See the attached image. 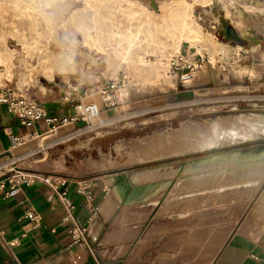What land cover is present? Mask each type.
<instances>
[{
    "label": "rangeland",
    "instance_id": "obj_1",
    "mask_svg": "<svg viewBox=\"0 0 264 264\" xmlns=\"http://www.w3.org/2000/svg\"><path fill=\"white\" fill-rule=\"evenodd\" d=\"M229 1L0 0V52L3 51L0 54L8 52L14 56L11 78L1 79L0 88H10L39 104H46L47 99H57L72 112V106L78 102L100 109L97 117L92 115L93 120L97 119L95 122L89 126L79 124L72 135L75 140L58 128L40 137L37 149L19 154L21 148L33 141L28 140L13 151L17 160L5 155L4 171L14 169L15 172L38 174L36 170H50L76 176H106L107 186L116 194L111 203L120 204L122 212L135 214V219L142 220L140 226L174 223L176 232L170 236L176 238V243L182 239L187 241L188 246L178 250L184 251L192 259L209 257L217 250L212 246L216 241L220 238L224 241L232 231L237 233L247 224L255 230L254 234L260 235L264 230V207L260 208L257 203L264 194V132L246 124L244 120L239 121L231 128L239 134L240 140L224 139L209 146L228 129L218 128L215 124L209 129L205 126V122L222 118L234 121L239 115H264V14H246L248 34L242 36L237 32V35L248 42L245 45L235 43L226 38L223 28L226 21L234 29L232 13L226 9ZM250 2L264 4L263 0ZM244 3L246 0H237L238 6ZM85 8L88 9L83 10ZM144 10L156 21L152 23L151 18L142 15ZM168 11L171 15L164 20L173 28L175 39L179 37L178 30L186 19L209 37L210 40L207 37L201 47L202 52H195L183 42L181 53L176 55L173 53V41L167 42L164 29L160 31V28L156 33L155 22L162 21V16ZM74 12L85 14L89 24L100 15L98 20L106 37L111 30L134 31L132 34L138 36L143 44L151 33L168 43L167 52L172 55L168 70L170 81L145 84L133 79L126 85L127 95L121 98L118 93L123 86L121 71H108L100 55L83 46L82 33L71 23ZM116 26H119L118 29ZM151 46L144 50L148 54L153 52L146 56L154 61V53L161 55L162 50ZM70 48L76 51L72 59H75L79 71L67 80L57 72L52 80L44 77L40 64L42 60L66 59V55H70ZM82 56L87 59L81 65ZM176 56L191 62L198 59L204 61V67L193 84H181L180 74L176 71L173 73L172 59ZM91 73H96V77ZM204 74L208 75V81L201 80ZM32 75L35 76L32 78ZM227 77L228 85L222 87L220 82ZM87 78H92L94 82H87ZM109 86H115L117 99L116 106L111 109L105 108L102 102L103 92ZM256 104L259 106H252ZM173 138L184 140L187 148L177 155L147 161L143 159L148 148L159 147L162 143L166 145ZM133 174L139 176V180L147 174L152 175L149 182L144 184L143 192L142 185L126 191L125 197L139 199L132 205H126L124 199L117 195L116 188L124 185L123 176L128 179ZM109 179L112 181L109 182ZM166 201L169 203L168 210L164 209ZM131 207L138 212L131 211ZM204 240L207 247H198V243Z\"/></svg>",
    "mask_w": 264,
    "mask_h": 264
},
{
    "label": "crops",
    "instance_id": "obj_2",
    "mask_svg": "<svg viewBox=\"0 0 264 264\" xmlns=\"http://www.w3.org/2000/svg\"><path fill=\"white\" fill-rule=\"evenodd\" d=\"M201 80L208 81V75L204 74ZM228 82L229 77L221 80L220 85L226 87ZM41 105L51 116L65 117L72 113L57 99H47L46 104ZM79 124L82 123L61 129L67 136H72ZM49 130L45 122L31 129L22 127L8 108L1 105L0 176L4 173L1 168L5 155L9 153L10 134L32 138V142L19 150V154H24L37 149L40 137L49 134ZM36 172L39 177L35 182L23 183L12 196L5 197L0 193V230L5 231L9 242L17 243L13 254L0 245V264H264V230L260 235L254 234L255 230L247 224L237 233L232 231L224 241L222 238L216 241L212 246L217 250L209 257L192 259L178 250L188 246L187 241L182 239L176 243V238L170 236L176 232L174 223L140 226L142 220L135 219V214L122 212L120 204L111 203L116 194L107 186L106 176H76L50 170ZM41 176L58 177L65 183L62 188L68 189L74 211L68 212L59 191L43 183ZM88 181L93 185L92 202L77 193V189ZM257 205L264 207V194ZM134 207L130 210L138 212ZM30 208L40 216L39 223L31 224L24 218ZM67 217L69 221L65 222ZM73 228L87 229L81 244H74L70 233ZM162 234L164 236L160 238ZM205 241H200L197 246L207 247ZM253 255L260 259L259 262L252 258Z\"/></svg>",
    "mask_w": 264,
    "mask_h": 264
},
{
    "label": "bare ground",
    "instance_id": "obj_3",
    "mask_svg": "<svg viewBox=\"0 0 264 264\" xmlns=\"http://www.w3.org/2000/svg\"><path fill=\"white\" fill-rule=\"evenodd\" d=\"M96 1V0H95ZM19 2V1H18ZM31 2V0H30ZM33 2V1H32ZM240 3V2H238ZM35 4V3H34ZM87 4V3H86ZM48 5V4H47ZM33 6V5H32ZM36 6V5H35ZM85 6V5H84ZM90 7V6H89ZM36 8H39L36 6ZM172 8V7H171ZM29 9H31L29 7ZM35 9V8H34ZM88 9V8H87ZM86 8L83 10H87ZM95 9V8H94ZM98 9V8H97ZM226 9L227 11H231L232 13V19L231 22L234 26V29L232 28V30L234 31V33L238 34L241 33L242 36H244V34H248V32H246L247 29V25L245 23V15L246 14H251V15H256L257 13H261L264 14V4L260 3V4H252L250 2V0H246V3L241 4V6H238L237 4V0H230L228 2V4L226 5ZM22 10V9H21ZM24 10V9H23ZM38 10V9H37ZM96 10V9H95ZM170 10V8H169ZM176 10V9H175ZM174 10V11H175ZM36 11V10H35ZM40 11V10H39ZM34 12V11H33ZM87 12V11H86ZM94 12V11H93ZM143 12V11H142ZM187 12V11H186ZM27 13V12H26ZM45 13V12H44ZM144 16H146V18L148 19H152L151 14L148 11L143 12ZM185 13V12H184ZM21 14V13H20ZM95 14V13H94ZM130 14V13H129ZM128 14V16H129ZM165 15L162 16V21L160 22H155V30L156 33L159 31L158 29H160V31L162 29H164L163 31L166 34L167 37V42L169 41H173L172 43V48H173V53H175L176 55L181 53V49H182V43L186 42L189 45V48L194 50L195 52H202L201 51V47L203 45V43L207 40V37L205 35V33L201 30V28L199 27H195L192 25V23L189 21V19L184 20V22L181 24L180 28H179V39H175V33L174 30L171 26H168L167 24H165V18L167 16H170L171 13L168 11V13H164ZM34 15V14H32ZM37 15V14H36ZM182 15V14H181ZM190 15V14H189ZM26 16V15H25ZM42 16V14H41ZM40 16V17H41ZM47 16V15H46ZM72 16V15H71ZM89 16V15H88ZM92 16V15H91ZM100 16V15H99ZM99 16L93 20L92 24H89L86 20L85 14H73L72 18H71V23L76 27L77 30H79L82 35H83V46L89 48L90 50H94L96 53H98L100 55V57L104 60L107 70L111 71L112 69L116 70H120L121 71V79L123 81V86L120 87V90L118 91L120 97L124 98L127 95V84H130L132 82L133 79H137L138 81H142L145 84H157V83H161V82H168L170 81V77H169V66H170V61L172 58V55L169 54V52H167V49L169 48V44L166 42H163L161 40L158 39V37L151 33L150 37L148 38V40H146V43L143 44V42L141 41V39L138 36H134L132 33L134 32H127V31H115V30H111L110 31V35L108 37L103 36V31L101 29V23H99ZM102 16V15H101ZM173 16V15H172ZM35 17V16H34ZM44 17V16H43ZM95 17V16H94ZM45 18V17H44ZM89 18V17H88ZM101 18V17H100ZM132 18V16H131ZM169 18V17H168ZM177 18V17H175ZM185 18V17H184ZM28 19V18H27ZM147 19V20H148ZM157 19V18H156ZM160 20V18H158ZM165 19V20H164ZM179 19V18H177ZM33 20V18H32ZM152 19V23H153ZM174 20V19H172ZM181 20V19H180ZM183 20V19H182ZM4 21V20H3ZM19 21V20H18ZM101 21V20H100ZM146 21V19H145ZM144 21V22H145ZM156 21V20H155ZM192 21V20H191ZM42 22V21H41ZM47 23V26L49 28V30L51 31V27L50 24L48 23L49 21H45ZM44 22V23H45ZM147 22V21H146ZM150 22V23H151ZM174 23L175 20L173 21ZM194 22V20H193ZM51 23V22H50ZM67 23V22H66ZM118 23V22H117ZM143 23V22H142ZM170 23V22H169ZM173 23V24H174ZM181 22H179L178 24H180ZM43 24V23H42ZM172 24V25H173ZM46 25V24H45ZM52 25V24H51ZM115 25V24H113ZM142 25V24H141ZM35 26V25H34ZM112 26V25H111ZM150 26V25H148ZM154 26V25H153ZM231 26V25H230ZM43 27V26H42ZM117 27V26H116ZM119 27V26H118ZM117 27V29H118ZM141 27V26H140ZM232 27V26H231ZM113 28V27H112ZM143 28V27H142ZM149 28V27H148ZM116 29V28H115ZM122 29V28H120ZM139 29V28H138ZM141 29V28H140ZM175 29V28H174ZM14 30V29H13ZM128 30V29H127ZM142 30V29H141ZM158 30V31H157ZM38 31V30H37ZM149 31V30H147ZM154 31V30H153ZM162 31V32H163ZM39 32V31H38ZM46 32V31H45ZM105 32V30H104ZM139 32V31H138ZM136 32V33H138ZM146 32V31H145ZM152 32V31H150ZM149 32V33H150ZM238 32V33H237ZM142 33V32H141ZM155 33V31H154ZM163 34V35H165ZM53 35V34H52ZM138 35V34H137ZM145 36V34H144ZM143 36V37H144ZM238 36V35H237ZM45 37V36H44ZM141 37V36H140ZM146 37V36H145ZM239 37V36H238ZM246 37V36H245ZM56 38V37H55ZM147 38V37H146ZM240 38V37H239ZM209 39V37H208ZM242 39V38H241ZM26 40V39H25ZM145 40V39H144ZM177 40V41H176ZM210 40V39H209ZM245 40V39H243ZM247 41V40H245ZM62 42V41H61ZM63 43V42H62ZM41 44V43H39ZM64 44V43H63ZM81 44V45H82ZM68 45V44H67ZM72 45V44H71ZM151 45H155L156 47H159V49L162 50V54L158 55L156 53H154L153 56H155V60L151 61L148 56H146V54H148L147 52H145L144 49H146L148 46ZM219 45V44H218ZM66 46V45H65ZM206 46V45H205ZM208 46V45H207ZM214 46V45H213ZM26 47V46H25ZM152 47V46H151ZM221 47V46H220ZM224 47V46H223ZM222 47V50H223ZM74 48V47H73ZM206 48V47H205ZM4 49V48H3ZM71 49V48H70ZM156 49V48H155ZM204 49V48H203ZM213 49V48H212ZM153 50V49H152ZM209 50V49H208ZM142 51V53H140ZM147 51V50H146ZM216 51V50H215ZM17 52V51H16ZM15 52V53H16ZM20 52V50H19ZM24 52V51H23ZM21 52V53H23ZM43 52V51H42ZM81 52V51H80ZM89 52V50H88ZM152 52V51H151ZM0 53H3L0 52ZM18 53V52H17ZM36 53V52H35ZM53 53V52H52ZM61 53V52H60ZM76 53V51L74 49L70 50V55H66V59L62 58L61 60H55L52 59L50 61L47 60H42L41 64V72L43 74L44 77L49 78L50 80H52L54 78V74L57 72V74H61L66 80L67 78H69V76L73 75L74 73L78 72L79 70L76 67L75 64V59H72L74 57H72L74 54ZM86 53V52H84ZM90 53V52H89ZM153 53V52H152ZM151 53V54H152ZM216 53V52H214ZM218 53V52H217ZM25 54V53H24ZM28 54H30L28 52ZM83 54V52H82ZM148 54V55H151ZM160 54V53H159ZM16 55V54H15ZM55 55V54H53ZM79 55V54H78ZM95 55V54H94ZM21 56V55H20ZM36 56V55H35ZM64 56V55H63ZM181 56V55H180ZM14 56L11 53H6L5 55L0 54V80L7 78L10 79L11 78V61L12 58ZM34 57V56H33ZM39 57V56H38ZM50 57V56H49ZM57 57V56H56ZM55 57V58H56ZM95 57V56H94ZM24 58V57H23ZM36 58V57H34ZM41 58V57H40ZM39 58V59H40ZM215 58V57H214ZM38 59V60H39ZM43 59V58H42ZM87 58H85L84 56L81 57V65L86 61ZM90 60V59H89ZM33 61V60H32ZM14 63V62H13ZM80 63V62H79ZM102 63V62H101ZM89 65V64H88ZM13 66V65H12ZM14 68V67H13ZM96 68V67H95ZM99 68V67H98ZM103 68V67H102ZM80 69V68H79ZM36 70V69H35ZM34 70V71H35ZM78 70V71H77ZM86 70V69H85ZM84 70V71H85ZM31 71V70H30ZM33 71V73H34ZM106 71V72H108ZM90 72V71H89ZM105 72V73H106ZM114 72V73H115ZM104 73V74H105ZM35 74V73H34ZM78 74V73H77ZM86 74V73H85ZM93 74V73H91ZM96 74V73H94ZM93 74V76H95ZM110 74V73H109ZM108 74V75H109ZM37 75V74H36ZM79 75V74H78ZM89 75V73H88ZM32 75L31 77L33 78ZM75 76V75H74ZM92 76V77H93ZM81 77V76H80ZM96 77V76H95ZM98 77V76H97ZM108 78V77H106ZM30 80V79H29ZM99 81V80H98ZM87 82L89 83H93L94 81L92 80V78H87ZM166 84V83H165ZM170 84V83H169ZM2 85V84H1ZM121 86V85H120ZM257 114V113H256ZM261 114V113H260ZM98 114L94 113L93 117H97ZM245 121L246 124H251L252 126H255V128L259 129L260 131L264 132V115L263 116H252V115H239V117H236L234 119V121H228L226 119H218V121H213L211 123L209 122H205V126L206 129H209L213 124H215L218 128L220 127H227L228 131L227 133L223 134L221 133V135H219L218 137H216V139L209 144V146H213L218 142L223 141L224 139H227L228 141H236V140H240V136L239 134L234 131L231 126L233 124H238L239 121ZM198 128V126H197ZM221 129V128H220ZM236 130V129H235ZM248 134V133H247ZM177 135V134H176ZM246 139V138H245ZM28 140H32V138L30 139H26V142ZM25 142V143H26ZM24 143V144H25ZM153 143V142H152ZM167 143H169L168 147ZM24 144H22L20 147H22ZM157 146L148 148L146 150V152L143 155V159L144 160H150V159H154V158H160V157H165V156H170V155H177L180 153V151H183L184 149L187 148V144L184 142V140H180V139H169L168 142H166L163 144H159ZM19 147V148H20ZM18 148V149H19ZM17 149V150H18ZM104 162L106 163L107 161L104 160ZM232 165V164H231ZM250 165V164H249ZM191 169V168H190ZM158 172V171H157ZM219 172V171H218ZM217 172V173H218ZM147 173V172H146ZM192 173V172H191ZM212 173V172H211ZM220 173V172H219ZM257 173V172H256ZM175 174V173H174ZM177 174V173H176ZM214 174V173H213ZM140 175V174H139ZM152 174H147L145 176H142V179L139 180V176L137 175H130L128 178L129 181V185L130 188L131 187H139L140 185H142V192L144 191V184L149 182V179L151 177ZM189 175V174H188ZM210 175V174H209ZM157 176V174H156ZM159 176V175H158ZM199 176V175H196ZM264 176V173H263ZM200 177V176H199ZM160 179V178H159ZM109 182L112 181V179L108 180ZM159 181V180H158ZM182 181V180H181ZM180 181V182H181ZM161 182V181H160ZM157 184V183H156ZM173 184V183H172ZM149 185V184H147ZM151 185V183H150ZM170 185V184H169ZM146 186V185H145ZM169 187V186H168ZM223 187V186H221ZM148 189V188H147ZM167 189V188H166ZM173 189V188H172ZM168 190V189H167ZM171 190V189H169ZM126 189L125 186L123 185L122 187L117 186L116 188V193L117 195L121 198L124 199L125 204L126 205H132L134 202L138 201L139 199H135V198H129V197H125L126 194ZM161 191V190H160ZM176 191V190H175ZM148 192V191H147ZM151 192V191H150ZM171 192V191H169ZM140 193V192H139ZM156 195V192H154ZM159 193V192H158ZM157 193V194H158ZM166 192H164V194H166ZM142 194V193H141ZM147 194V193H146ZM173 194H175L173 192ZM189 194V193H188ZM192 194V193H191ZM154 195V196H155ZM170 195V194H169ZM150 196V194H149ZM153 196V195H151ZM150 196V197H151ZM158 196V195H157ZM160 196V195H159ZM131 197V196H130ZM163 197V196H162ZM161 197V198H162ZM141 198V197H140ZM149 198V197H148ZM153 198V197H152ZM151 198V199H152ZM146 199V198H144ZM165 210L169 209V203L166 201L165 206H164Z\"/></svg>",
    "mask_w": 264,
    "mask_h": 264
},
{
    "label": "built area",
    "instance_id": "obj_4",
    "mask_svg": "<svg viewBox=\"0 0 264 264\" xmlns=\"http://www.w3.org/2000/svg\"><path fill=\"white\" fill-rule=\"evenodd\" d=\"M204 61L202 59H198L195 62L186 61L184 57H174L172 59V67L173 73L178 72L180 74V83L183 85H191L195 82L197 74L204 67ZM181 71V73H180ZM115 86H109L108 89H105L102 96L103 106L107 109H111L116 106V96L114 94ZM73 102V101H68ZM67 104V103H66ZM4 105L8 108L10 113L16 117L22 127L26 129H31L35 127L40 122H45L50 127V132H55L58 128L74 125L78 123H86L88 126L95 122L96 120L92 119V115L94 113L100 114V109L98 106L89 104L84 105L81 102H78L76 106H73L74 110L72 113L68 114L65 117L51 116L48 110L36 102L35 100L16 93V91L3 87L0 88V106ZM252 106H259L258 104ZM91 122V123H90ZM101 124V123H99ZM103 126V125H101ZM33 137L35 134L32 135ZM26 142V139L20 136H15L13 134L9 135V157L15 161V156L13 155V151L17 150L22 144ZM17 160V159H16ZM14 163V162H13ZM6 170L5 166L2 165L1 171ZM36 177H39L37 174H26L23 172H15L14 169L10 171H4L3 175L0 176V193H2L5 197L12 196L15 191L18 189L20 185L23 183L32 184L35 182ZM41 180L43 183L48 185L50 188L54 190H58L60 194V198L64 203L66 209L69 213L74 211L75 206L69 197V191L66 188H62L64 186V182L61 181L58 177L52 176H41ZM92 183L86 182L83 183L80 188L77 189V193L79 195H84L87 199L92 202ZM25 219H28L31 224H37L40 221V216L34 209H28L24 215ZM65 222L69 221V217H67ZM74 244H81L82 237L87 233V229H77L73 228L70 231ZM0 245L9 253L13 254L14 249L17 247L16 241L9 242L6 239L5 231L0 230ZM252 258L255 261L259 262V258L256 255H253Z\"/></svg>",
    "mask_w": 264,
    "mask_h": 264
},
{
    "label": "water",
    "instance_id": "obj_5",
    "mask_svg": "<svg viewBox=\"0 0 264 264\" xmlns=\"http://www.w3.org/2000/svg\"><path fill=\"white\" fill-rule=\"evenodd\" d=\"M223 28H224V30H225V31H224V34H225V36H226L227 39H230V40L234 41L235 43H240V44H242V45L247 44L248 41H245V40L239 38V37L237 36V34L234 33V31L232 30V27H231L226 21L223 22ZM122 180H123V182H124L125 189H126L127 191H130V185H129V181H128V179H127L126 177L123 176V177H122Z\"/></svg>",
    "mask_w": 264,
    "mask_h": 264
}]
</instances>
